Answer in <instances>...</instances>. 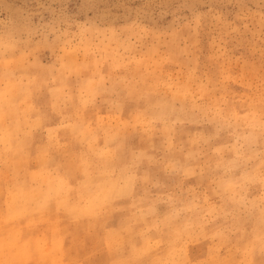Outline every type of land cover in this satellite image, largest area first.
Returning <instances> with one entry per match:
<instances>
[{"label":"clouds","instance_id":"1","mask_svg":"<svg viewBox=\"0 0 264 264\" xmlns=\"http://www.w3.org/2000/svg\"><path fill=\"white\" fill-rule=\"evenodd\" d=\"M174 4L159 7L153 27L180 64L177 75L142 72L111 54L85 77L87 65L69 59L59 38L46 42L54 60L42 66L31 59L30 27L22 23L11 36L0 31V183L13 156L27 152L45 122L73 117L65 143L46 149L50 174L31 181L10 204L8 218L0 212V264H50L9 220L13 211H47L70 193L79 208L65 214L60 235L66 246L55 264H264V0ZM44 5L52 15L51 34L66 24L82 37L90 34L78 23L83 14L65 18L62 4L42 0ZM12 7L11 0H0V19L6 21ZM201 35L222 49L216 73L198 71L197 49L189 41ZM103 63L109 70L102 74ZM54 80L61 84L55 105H36ZM233 83L244 91L234 92ZM114 97L121 107L136 105L132 118L92 127L88 109L112 108ZM29 100L32 108L25 107ZM141 121L150 135L135 151L128 133L139 132ZM86 136L104 139V152ZM60 181L73 183L58 189ZM169 182L171 194L157 195ZM205 240L211 241L206 255L190 260V246Z\"/></svg>","mask_w":264,"mask_h":264},{"label":"rangeland","instance_id":"2","mask_svg":"<svg viewBox=\"0 0 264 264\" xmlns=\"http://www.w3.org/2000/svg\"><path fill=\"white\" fill-rule=\"evenodd\" d=\"M49 2L51 3L52 0ZM55 2L63 5L62 11L65 18L83 14V19L78 23L90 29V34L86 38L79 34L76 27H70L67 24L55 35L47 31L52 15L46 11L47 5L41 7L42 0H11L13 7L7 20L0 19V31L9 36L22 23L34 31L33 47L36 50L31 59L35 63L42 66L53 63L54 57L51 50L46 47V42L59 38L69 59L75 60L78 65H87L82 71L85 77L92 75L98 60L108 61L111 54L126 57L132 61L129 67L139 68L142 72L157 71L165 76L180 73V64L174 60V54L163 42L161 33L153 27V20L159 7L166 5L175 8L177 7L174 4L175 0H55ZM85 3L88 7L81 8V5ZM147 4L152 6L146 7ZM94 21L101 23H93ZM104 21L108 22L104 23ZM189 43L195 45L197 49L198 71L216 73L218 66L215 61L222 51L220 45L213 43L207 35H201L199 38L193 36ZM259 44L260 41L257 38V47ZM232 47L234 46L228 45V48ZM243 51L244 49L240 47L237 55ZM100 52H103L102 56L97 55ZM220 63L223 64V60ZM113 67L117 72L124 71L119 64ZM99 70L102 74L107 73L108 63H103ZM71 78L75 82V77ZM60 87V82L55 80L46 84L35 104L46 105L51 109L56 103V95ZM231 87L236 93L244 91L241 84L233 83ZM82 101L85 105L89 104L88 89L82 93ZM113 101L115 106L112 108L98 104L96 108L88 109L92 127L104 126L109 122L126 123L132 118L131 114L136 109L135 104L121 107L115 97ZM33 103L31 100L26 101L25 107L32 108ZM72 122L71 115L45 122L39 134L34 136L27 152L20 156H13L11 165L6 170L7 176L0 183V212L5 218L9 217L10 204L27 190L34 178L50 174L46 149L49 145L56 149L65 143ZM149 135L150 132L143 127L141 121L139 132L129 130L128 143L133 150L142 151L147 146L146 140ZM85 139L89 144L95 143L98 151L104 152L106 147L104 139L94 140L91 136H86ZM72 183V181H60L58 189L70 188ZM171 191L172 183L169 182L157 191V195L167 196L171 194ZM78 208L75 194L70 193L67 201H59L47 211L34 212L30 215H20L13 211L9 223L25 242L38 246L47 254L50 264H55L66 246L60 235L65 214ZM111 226L113 229L119 227V214L113 217ZM210 243L211 241L205 240L190 246L188 258L192 261L202 259Z\"/></svg>","mask_w":264,"mask_h":264},{"label":"bare ground","instance_id":"3","mask_svg":"<svg viewBox=\"0 0 264 264\" xmlns=\"http://www.w3.org/2000/svg\"><path fill=\"white\" fill-rule=\"evenodd\" d=\"M38 158H39V157H38ZM38 158H37V159H38ZM42 160H43V159H42ZM16 188H17V186H16ZM35 213H36V212H35Z\"/></svg>","mask_w":264,"mask_h":264}]
</instances>
